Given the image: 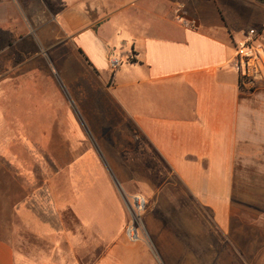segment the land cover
<instances>
[{"label":"crops","instance_id":"0c3cea01","mask_svg":"<svg viewBox=\"0 0 264 264\" xmlns=\"http://www.w3.org/2000/svg\"><path fill=\"white\" fill-rule=\"evenodd\" d=\"M250 29L264 48V0H0V55H26L29 67L12 75L23 65L7 59L0 97L30 79L45 93L57 78L55 150L63 152L68 134L58 120L78 106L81 129L102 140L110 168L101 180L80 177L75 168L87 152L73 142L68 158L54 155V174L37 182L22 157L47 149L17 145L18 124H3L10 142L0 143V264L148 262L152 245L127 236L116 182L146 199L148 236L165 258H175L182 230H193L186 245L208 258L216 235L233 227L237 167L255 158L248 151L264 150V81L246 89L233 65ZM112 57L122 60L115 71ZM10 112L0 119L29 117ZM43 156L34 172L44 170ZM18 230L52 253L21 252Z\"/></svg>","mask_w":264,"mask_h":264},{"label":"rangeland","instance_id":"374dc122","mask_svg":"<svg viewBox=\"0 0 264 264\" xmlns=\"http://www.w3.org/2000/svg\"><path fill=\"white\" fill-rule=\"evenodd\" d=\"M7 59L13 60L17 65L25 63L27 56L23 54L0 55V72L2 73H5V70L2 69L6 66ZM49 59V56H47V62L51 61V59L50 61ZM28 68L29 67L23 65L20 69L12 71L11 74H22ZM53 74L55 75V72H53ZM53 83V85L45 88V93H43V91L41 93L38 91V83L33 79L26 81L24 86L12 88L8 85L3 88L6 95L0 97V112L3 113L4 110L5 112L11 110L10 114L12 116L19 117L25 114L26 111L29 112V115H26L29 117L25 118V116H22V118H17L16 120L9 118L6 120L0 119V143L6 145L10 142L7 135V125L5 126L3 124L7 123L10 126L13 124V121H15V124H18L14 127L16 132L14 137L17 145L26 144V146L31 149H36L38 145H41V147L47 149L46 151H34L31 153V157L27 154L24 158L22 157V150L15 151L17 155L22 157L25 163L30 165L33 172L32 175L38 177L32 178L41 183L54 174V155H61L64 158H68L72 143H83L82 151H86L87 153L84 155L83 160L80 161V167L75 168L77 170L76 173L79 172L80 177L95 176L101 180L103 174L104 176L107 175L103 173V171L105 169L108 173L110 171L107 164L108 160H106V150L98 135L93 134L91 130L81 129V123L85 120L81 117L82 115H77V111L80 112V110L77 108L78 106H76V104V109L72 108V111L69 112L68 110V113H66L67 120L65 118L58 120L61 121L64 132H68V134L63 136L66 142V146L61 150L63 152L60 153L59 150H55V143L58 142V137L53 129V124L55 122L54 101L55 96L58 97L60 94L58 88H61V82L59 83L56 78V82ZM62 88V94L70 101L72 97L70 90H67V88L63 86ZM69 105L68 103L67 106L69 107ZM62 106L64 105L62 104ZM2 116L4 117L3 114ZM18 130H21L20 133H17ZM72 132L75 133V136ZM35 143L37 146L34 145ZM92 151L93 153H91ZM248 153H253L255 158H249V165L239 166L236 169L237 181L234 184L232 230L229 234H223L221 240L218 238L219 236L216 235L217 246L211 248L212 252H210L208 258H204L205 254L202 252L201 246L196 244L190 246L186 245L187 239L194 236L193 230H182L181 233L178 234L180 236L176 235L175 238L178 241H176L175 248L172 250L173 253L175 252V258H165L162 249L156 246L154 242L150 240V236H148L150 234H148L149 229L145 217L147 211L141 218V222H136L133 216V210L135 209L134 197L125 193L119 183L116 182L118 193L128 215V226L138 231L139 240L135 242L142 245L149 242V244L151 243L152 245L153 250L150 251L152 258H148V262L146 260L142 264H264V150L248 151ZM43 154H45L47 160L44 170L40 167L39 172H34L36 169L38 171V168H35V165H38V163L34 160L35 158L36 160H42L44 158ZM63 161L67 162V159H63ZM97 162H100L101 166L98 165L99 163ZM86 179L87 181L89 180L88 177ZM98 179L95 181H99ZM95 181L93 183H95ZM56 184L59 190L63 189L66 193V187H68L69 184L66 183L65 177L64 179L61 177L59 181L56 179ZM175 212L179 213L178 210ZM207 215L210 217L209 213H207ZM181 223H183V220H181ZM16 234L20 244L18 249L26 255L38 258L39 256L44 257L52 253L50 244L40 241L33 235L22 230H18ZM193 241L192 238V242ZM220 251L222 254L219 253ZM183 252H185L186 256H184Z\"/></svg>","mask_w":264,"mask_h":264},{"label":"built area","instance_id":"2783aa9c","mask_svg":"<svg viewBox=\"0 0 264 264\" xmlns=\"http://www.w3.org/2000/svg\"><path fill=\"white\" fill-rule=\"evenodd\" d=\"M258 35L256 30L250 29L247 32V38L235 47L233 65L239 72L240 84L246 89H255L264 81V48L257 41ZM109 63L112 70L115 71L122 65V60L118 57H112ZM134 200L133 216L139 223L148 209V203L141 196L134 197ZM126 231L130 240H139L138 231L135 228L128 226Z\"/></svg>","mask_w":264,"mask_h":264}]
</instances>
